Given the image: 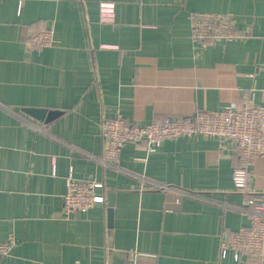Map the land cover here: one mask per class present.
I'll use <instances>...</instances> for the list:
<instances>
[{
  "label": "crops",
  "instance_id": "crops-1",
  "mask_svg": "<svg viewBox=\"0 0 264 264\" xmlns=\"http://www.w3.org/2000/svg\"><path fill=\"white\" fill-rule=\"evenodd\" d=\"M102 1L113 23L99 21ZM196 11L231 14L236 38L192 42ZM51 25L56 42L38 51L30 37ZM248 90L264 104V0H1L0 242L17 245L0 264H264L219 254L221 233L251 219L228 142L127 144L117 166L98 161L103 116L189 117ZM70 176L104 182L106 206L65 216ZM247 191L264 192V156Z\"/></svg>",
  "mask_w": 264,
  "mask_h": 264
},
{
  "label": "built area",
  "instance_id": "built-area-1",
  "mask_svg": "<svg viewBox=\"0 0 264 264\" xmlns=\"http://www.w3.org/2000/svg\"><path fill=\"white\" fill-rule=\"evenodd\" d=\"M1 1V0H0ZM22 0H19L21 5ZM190 39L194 43L212 44L236 38L235 18L229 13L192 12ZM99 21H115V2H100ZM54 25L33 32L31 45L38 51L55 44ZM255 93H242L243 102L232 101L220 110H202L189 117L167 116L161 122L138 124L121 114L102 117L100 135L102 150L98 161L103 165L117 166L123 147L127 144L144 145L148 152L168 139L205 136L228 142L239 163L233 168L232 181L236 190L246 194L243 207L251 214L250 223L237 230H224L220 235L219 254L232 252L238 262L251 259L264 260V192L247 194L251 166L259 156H264V104L254 102ZM96 205L106 206V186L93 179L70 176L63 196V213L86 212ZM17 242L12 234L0 242V256L10 255ZM76 264H81L77 262ZM108 264V260H106ZM132 264H139L136 262Z\"/></svg>",
  "mask_w": 264,
  "mask_h": 264
},
{
  "label": "water",
  "instance_id": "water-1",
  "mask_svg": "<svg viewBox=\"0 0 264 264\" xmlns=\"http://www.w3.org/2000/svg\"><path fill=\"white\" fill-rule=\"evenodd\" d=\"M47 112H45L44 110H35L34 111V114H35V116L36 117H41V118H47V115L48 114H46ZM54 113L55 112H49V114H50V116H49V119L50 118H52V117H54ZM114 194H109V196H108V210H107V212H108V217H109V221L111 220L112 221V218H113V208H114ZM110 221V222H111ZM112 223V222H111Z\"/></svg>",
  "mask_w": 264,
  "mask_h": 264
},
{
  "label": "trees",
  "instance_id": "trees-1",
  "mask_svg": "<svg viewBox=\"0 0 264 264\" xmlns=\"http://www.w3.org/2000/svg\"><path fill=\"white\" fill-rule=\"evenodd\" d=\"M234 157L236 159L235 164H234V167H236L238 165V163H239V160H238V157H237L236 154H234Z\"/></svg>",
  "mask_w": 264,
  "mask_h": 264
}]
</instances>
